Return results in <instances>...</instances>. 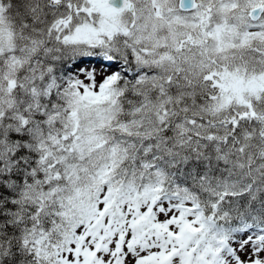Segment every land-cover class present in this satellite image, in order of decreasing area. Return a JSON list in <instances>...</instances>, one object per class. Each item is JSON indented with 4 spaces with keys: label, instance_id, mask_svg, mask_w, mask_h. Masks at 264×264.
I'll return each mask as SVG.
<instances>
[{
    "label": "snow or ice",
    "instance_id": "6c2138e0",
    "mask_svg": "<svg viewBox=\"0 0 264 264\" xmlns=\"http://www.w3.org/2000/svg\"><path fill=\"white\" fill-rule=\"evenodd\" d=\"M0 264H264V0H0Z\"/></svg>",
    "mask_w": 264,
    "mask_h": 264
},
{
    "label": "trees",
    "instance_id": "16d2710c",
    "mask_svg": "<svg viewBox=\"0 0 264 264\" xmlns=\"http://www.w3.org/2000/svg\"><path fill=\"white\" fill-rule=\"evenodd\" d=\"M93 62H94V61H92L91 64H94ZM88 64H89V62H88Z\"/></svg>",
    "mask_w": 264,
    "mask_h": 264
},
{
    "label": "rangeland",
    "instance_id": "374dc122",
    "mask_svg": "<svg viewBox=\"0 0 264 264\" xmlns=\"http://www.w3.org/2000/svg\"><path fill=\"white\" fill-rule=\"evenodd\" d=\"M90 65V64H89ZM93 65H95V64H93ZM97 66V65H96ZM98 67V66H97Z\"/></svg>",
    "mask_w": 264,
    "mask_h": 264
}]
</instances>
